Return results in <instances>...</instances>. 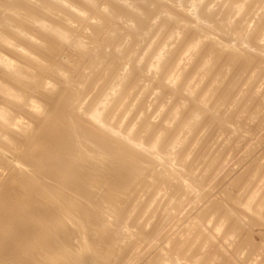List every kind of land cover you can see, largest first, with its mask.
Returning a JSON list of instances; mask_svg holds the SVG:
<instances>
[{"label": "bare ground", "instance_id": "1", "mask_svg": "<svg viewBox=\"0 0 264 264\" xmlns=\"http://www.w3.org/2000/svg\"><path fill=\"white\" fill-rule=\"evenodd\" d=\"M36 1L39 3V5H37L38 9H37V7L34 8L35 4H34V6H33V4L31 6V3H30L31 1L29 2V0H0V97H1L0 99L4 100L3 103L8 102L9 104L11 103V104L15 105L17 107V108L15 107L16 109H20V110H17L19 112H24V113L27 112L26 116H28L27 117L28 120L25 118V120L27 121L26 124H23V125L18 124L17 125L16 124L17 122L15 121L16 116L14 118V115H12V114H14L13 111L15 110V108L11 109L12 111L9 109L11 112H13L12 114L10 112L9 113L5 112V111H8V108H9V107L7 108L8 105L6 107H4V108H7L5 110H2V108H0V166L2 168H6V170L9 171L8 174H5V175H8V176H6L8 178L7 179L4 178L5 180L0 182V264H105L107 261L114 262L117 264H128L132 260L134 255L139 251L140 247L142 248L144 246H147L146 244L150 243L152 241L153 237H155L156 235L158 236L162 233L161 228L163 227L162 223L161 224L158 223V225H155L157 227L153 228L151 231L147 232L145 230L144 225L141 224L140 220H143L142 217H143L144 213L147 214V212H148V214H149V212H151V211H149V210L147 211V209H149L148 208L149 205L148 204L146 205V203H144L143 199H141V200L143 201L144 205H140L141 200H140V202H138V200L141 198V196H140V198L138 197L140 195L139 193H138V196L136 195L137 191H139V192L141 191L142 198H143L142 191L144 193L145 192L148 193V191L151 190L148 193L149 194L148 197H150L152 190H154L152 193L156 194V193H158L159 190H162L164 188V186H166L167 184L170 185V183H174V185H175V182H172L173 174L170 173V172H173V170L171 171V168H170L172 165L169 166L170 171L166 170L164 167L165 170L162 173L161 167L156 168V167L160 166L159 161L157 163L159 166H156V167L153 166L152 161H151L152 163L149 162L150 160L148 161V159H150V157H151L150 154H152L153 155L152 158H154L153 150L158 151L161 148L167 151V152H165L163 150L164 153H168V154L172 153V150H174L179 144H181V143L185 144L184 142L187 141V139H188L187 136H186L187 139H185V141L184 140L181 141V139L183 137H185L184 136L185 132H186V134H190V133L192 134V132H195L194 131L195 127H197V126L199 127V125L204 124L205 120L203 123L201 122V124L198 125V123L201 121V119L206 118V117H208V118H206V119H208V121H207L208 126H209V124L211 125L215 121L216 122L219 121V119H220L219 118V111H220L219 108L222 107L221 105L227 104L228 101H226V100L228 98H230L229 99V102H230V100L235 98L236 95H241V94H237V93H239L237 91H239V89L240 90L242 89L241 85L243 83H241V85L238 89L237 86L240 84V83L238 84L239 78L235 74L237 72H235V73L233 72L234 69H236V68H233V70L229 69V72L231 71L230 73L234 74V75L232 74L234 76V78L235 77L238 78L237 83L236 82L234 83V85L238 84L236 86L237 90L233 89L234 91L237 92V93H235L236 95L234 93H231V90L229 88L231 86L230 82L233 83L232 80L234 81V79H232L233 77H231L232 80H227V78H226V80L229 81L230 85L229 84L227 85V82L225 84V81H224V84H225V86L227 85V88H229V90L224 91V90H226V87L224 90H222L221 87H223L224 85L220 87V91L222 90L225 93H223L221 91L222 94H220V95L221 96L223 95L221 98L219 97L220 95H218L219 98L218 97L217 98L220 100L218 101V99H217V104H216V99L214 100V98H213L212 101L215 103L214 106L212 105L213 107L210 106L211 100H210V105H208L207 103H208L209 99L212 98L213 93L217 91V88H219L218 87V86H220L219 84L222 83L221 82L222 77L220 78V76L224 73L223 71L226 69H224L222 67L224 70L220 71V69H219L220 67L216 66V68L219 69V70L217 69V71H220L221 73L214 76L216 78L212 79V80H210L211 79L210 78L211 76H210L209 77L210 82L206 80L207 83H210V85L208 84L209 87H207V85H205L206 83L203 84L204 87L208 88L207 90H205V93H204V87H203V89H201L202 87H200V89H199V88H197V86H199L198 84L200 83L201 77L206 76V74L210 70L215 68V67H213L211 69V66H209V65H211L210 64L211 59H215V58H212V55H215L214 53H216V52H219L220 54L222 52H224V54H226L225 51H228L229 54H231L230 59H232L233 62L235 60H238V59H241V60L243 59L244 65H243V63L241 64L239 62V60H238V62L235 61L236 63H239V65L240 64L243 65V67H241V68L238 65L239 66L238 71H240V72H238V74L243 72L240 69H242V68L246 69L247 66L251 67L250 64L253 63L252 61L255 62L258 55H260V57H262L261 56L262 53L264 55V0H224L223 2H221L222 1L221 0L220 1L221 3L217 2V4H215L217 7L216 9H212V7L209 6L215 0H213V1L212 0H207V1L205 0L206 3L204 2L205 4L203 5V7H202V3H195L194 0H185L186 2H189L190 7L193 8V11H194L193 14L196 15L195 20L193 19V17H190V15L187 12L188 10L184 9V6H186L187 9H188L187 6H189V5H186L188 3H184L185 5L183 6V2H185L184 0H166V1H169L168 5L164 0H113L114 2L112 3L113 6H111V10H108V11L104 10V11H106L105 13L106 14L108 13L109 15L113 16L114 19H116L117 21H121L122 23L119 22L121 24H124V22H125L127 24L129 23L132 26H134V27H132L131 25H129L128 30L125 29L127 31L126 33L124 32L125 35H120L121 36V39L119 37L120 44H118L120 49H118L117 51H112V50L108 51V49H110L109 46L112 45V44H110V45L108 44V43H110V40L116 39L119 36L120 32L118 33L117 27H116V29H112L110 31V33L108 32L109 35L107 33L109 38H108V40L105 39L107 42L106 43L104 42V44L103 43L97 44L96 43L97 41L94 40V38L96 36L93 33L88 36V34L86 35V33H85L86 31H83L86 28H84L83 30H81L79 28L81 26L78 23V18L80 16L82 17V15H85L89 12V11L87 12V9H85V5H87V6L91 5V4L94 5L93 4L94 0H81V3L78 2L77 0H36ZM36 1H34V2H36ZM82 1L86 2L87 4L83 3L84 4V6H83ZM163 1L166 3V5H165V3H163ZM195 1H197V0H195ZM169 3L170 4L173 3V6H172L173 9L168 7V6H170ZM120 6H122L123 8ZM190 7H189V9H191ZM175 8H179L180 9L179 12H181V13L178 12V9L175 10ZM259 11H260V13H259ZM257 15L259 16L258 18L257 17H254L256 19L252 18L253 16H257ZM249 18H251L252 20H255V21L258 20V21H256V23L258 22L259 25L262 24V25H260L261 27L258 26L259 27L258 34H256V37L254 36L253 41L251 39V38H253L252 34L251 35L248 34V36L249 35L250 36H249V38L246 39L247 40L246 41L245 40V38H246L245 34L246 33H243V31L245 30L244 29V23ZM90 21H91V19H90ZM198 21H200V24L202 22L203 26H201L202 24L201 25L200 24L199 25L194 24V23H197ZM262 21H263V23H262ZM74 24H75V26H74ZM103 24H104L103 21L100 20L95 25L90 24L91 27H89V28L94 30L95 28L97 29L99 26H101ZM193 24L195 25V27L192 26ZM87 25H89V24L87 23ZM169 25L171 27L166 28ZM250 25H252V24H250ZM107 26L105 25L104 28L103 27H100V28L106 29ZM124 26H127V25H124ZM254 26H252V27H254ZM172 27L175 30H172V31L170 30V34H168L169 40H165V41L160 40V41H164L162 43L158 41L160 44V45L158 44L159 47L156 49H153L151 51V56L150 55L149 56L153 57V59H155V61L153 60L154 62L152 61V63H151V61L149 60L151 58L147 57L148 60L150 61V63L148 64L144 60L146 62V65L148 64L147 67H149V65H150V67H149L150 73H148V74H151V71L152 72L155 71L154 75L157 74L160 76V77L155 76L157 78L159 77V79L156 80L160 84V86L157 85L159 87V88L157 87L158 89L161 90V88H162L165 90V88H166L168 91L167 86H169L170 83H174L172 85H175V82L179 81L178 82L179 84L177 83L175 88H172V91H170L171 89H169V91L171 92L169 94H172L173 96L174 95L180 96V99L179 98H175V99H178L177 101H179V100L181 101V103L176 102V104L177 103L182 104L181 107L184 105H187L186 103H190L189 108H191V110L189 111V109H188L189 112H188L187 117H186V115H184V117H186V120H184L185 121L184 124H183V119H181V116L178 117V119H177V121L182 120L181 125H183L179 134H174V135L172 134L171 135L172 137H170V138L168 137L164 141L166 135H169L172 133L170 131H169V133L167 132L168 134L166 133V129H168V128H166L167 126L163 124L165 119H161V118L165 117L163 115L167 114L166 112L162 115L163 117L160 118L161 123L163 124V126H161V123H160V126L163 127V129H161L160 131L158 130L159 132L158 131L153 132L152 129L154 127L151 129V132H150V128L152 125L149 127V126H147V124L144 126H147L149 128L143 129V125H142L143 122L139 123V122H137L138 121V119H137L136 123H139L140 126L142 125L141 128L143 129L144 132L141 131L142 129L140 128V126H139L138 130L141 129L140 132L143 133V136H140L141 133L140 132L138 133V131H135L136 129L132 128L131 125H130L131 126V128H130L128 126L129 123H128V125H126L127 128H130L129 130L126 128V126H124L125 124L123 122V119L125 118V116L123 118L122 114L125 110H128V107L134 101L135 102L137 101L136 99H137V97L139 98L140 92L141 91L144 92L143 89L141 91H138V89H139V87L141 88L142 84L140 85V83L143 82L146 79V76L148 75L147 74L148 68H146V66H144L146 69H143V67H142V65L145 63V62L143 63L144 54H143L142 58H140L141 56H139V55H138L139 59H137V57H136L137 48L139 50L140 47L142 49L145 46L150 47L151 46L150 44H148L150 46L147 45V41H148L149 37H151L152 35L156 36V34L158 32H161L163 29L164 30L166 29L165 31H167L168 29H170ZM247 27H248V24H247ZM247 27H245V28L247 29ZM252 27H251V29H252ZM74 30H76V32H77L76 37L79 40L86 38L88 41L89 49L85 50L81 46L77 47V49L82 53V55L85 54L84 56L88 57V58L85 57L86 60H84V61H86V62L83 63V65L81 66L82 69H80L77 74L75 73L76 74L75 76H73L75 71L72 73L73 74L72 75L68 71L69 69H67L66 67L64 68L62 66L60 67V65L58 66L60 68H58V67L56 68L53 65L52 67H54L53 68L54 71H53V73L50 74L49 69L52 68V67L50 68L51 64L53 63L52 58L55 55H57V53L58 54L60 53L59 52L60 49L63 47L64 44H66V40H68V38H70L72 36V34H74V33H72V32H75ZM247 30H249V29H247ZM102 31L103 30L101 29V31L98 30L97 32H98V34H99V32L101 34ZM155 31H157V32L155 33ZM189 31H191L192 39L190 38L191 40L189 39L188 42L186 40L187 44H185L183 47V45H181L182 40L178 39L180 37H178L177 34H185ZM254 31H257V30H254ZM251 32H252V30H251ZM167 33H169V30ZM218 33H222L224 36L225 35L228 36L231 34L230 40L231 39L234 40V38H233L234 36L238 37V39L240 40V43L236 42V43H238V44H236V46L237 45L243 46L244 40H245V43H248L250 48L241 49L242 47H240V46H239L240 48H234V46L232 47V46H230V44L228 45V43L230 41L229 42L227 41V44H225V46L222 45V43H220L218 41V43H220L221 45H217L216 44L217 42H215L217 40L214 41L212 39V37L217 36ZM104 34H105V32H104ZM121 34H123V32ZM164 35H165V33H164ZM223 35H222V37H223ZM253 35H255V34H253ZM100 36L102 37V35H100ZM161 37H160V39H162ZM184 37L185 36L183 35L182 38L184 39ZM104 38L105 37L103 36V39ZM215 38L216 37H214V39ZM225 38H227V37H225ZM99 39H101V38H99ZM211 39L213 40L212 42H211ZM207 40H210V41H208L209 43L207 42L208 43L207 49L209 48L208 46L210 45V42H211L210 46L213 48L205 59H203V57H202V61H199L197 59L198 63H196L197 61L194 62L198 65H196L194 67L193 66L194 63L192 64V67H194V69H193V71H191L192 72L191 73L189 70L190 68L186 70V67L188 66V61H191L192 58L197 54L196 53L197 49L200 47L201 43H203L204 41H207ZM219 40L222 41L223 39L220 38ZM124 41H126V42L130 41L131 43H133L134 47L128 48V46H126L127 47L126 48L124 45L126 43ZM153 41H154V39H153ZM223 41H224V43L226 42L225 40H223ZM235 41H232V45ZM178 42L181 43L180 45L183 48L179 49L178 50L179 52L177 54L176 53L175 54H176V56L179 54L180 57L178 56L179 59L178 58H177V60L175 59L176 61L175 62L173 61L174 62L172 64L173 66L171 68L170 67L168 68L167 62H170V64H171V61H169V59L174 54V52H177L176 48L178 46L181 47L178 44ZM115 44H116V42H115ZM155 44H156V40H155ZM183 44H184V41H183ZM133 45H131V46H133ZM234 45H235V43H234ZM205 46H206V44H205ZM219 46H223V47H219ZM135 47H137V48L132 50ZM152 47H154V45H152ZM203 47H204V45L202 46V48ZM130 48H132V49H130ZM252 48L256 50L255 54H254V52L252 53V51H254V50L250 51V49H252ZM77 49H75V50H77ZM145 49H146V47H145ZM201 50H203V49H200L198 51L200 52ZM206 51L207 50H204L203 52L206 53ZM2 52H4V53L7 52V53L4 54ZM142 52L140 51V52H138V54L142 55L141 54ZM3 54H4V56H3ZM200 54H201V52H200ZM229 54H228V57H229ZM252 55H254V56L252 57ZM201 56H206V55L204 54ZM215 56H217V55H215ZM255 56H256V58H254ZM56 57H58V56H56ZM198 57L200 58V55ZM198 57L196 56V58H198ZM226 57H224V58L227 60L228 57L227 58ZM262 58H264V57H262ZM221 59H223V58H221ZM224 60H223V62H224ZM54 61H56V60L54 59ZM232 61L230 62V65H231V63H233ZM217 62H220V60ZM140 63H143V64L140 65ZM258 63H260V62H258ZM105 64H106V67H105V69H102V70L105 72L106 71L109 72V74H111V77H112V75L113 76L115 75V76L113 77V81L111 84L112 78H110L108 75V77L111 80L109 79L110 82H109L108 87H107V85L104 86V89L106 87H107V89L101 93L100 92L101 88L103 87V85L106 82H108V80H105L108 77H107V75L104 76V77H106L104 79L106 82L103 81V79H102V81L105 82L103 85H101L102 87L99 84L102 81L101 80H100V82H97V81H98V77L101 75L99 73L100 68L103 65L105 66ZM165 64H166V66H165ZM212 64L214 65V63H212ZM227 64H229V62L228 63L226 62V65H224L225 68H226ZM255 64H257V63H255ZM234 65H231V66L234 67ZM127 66H129L128 69H127ZM164 66L167 67V70H164V69H166V68H164ZM244 66H246V67H244ZM252 66H253V64H252ZM255 66H259V65H255ZM261 66H262V64H261ZM119 67H121V68L119 69ZM73 68H72V70H74ZM247 69L249 70V68H247ZM258 69H262V68L260 67ZM113 70H114V74L111 73ZM214 70H216V69H214ZM251 70H253L252 67H251ZM251 70H250V73L247 72L248 75H251V72H252ZM185 71L186 72L188 71L187 74H185L186 73ZM217 71H215V72H217ZM105 72H103V73L105 74ZM107 72H106V74H107ZM189 72L192 74V76L190 74L188 75ZM253 72H254V70H253ZM257 72H258V70H257ZM98 73H99V75H98ZM227 73L228 72H226V74ZM104 74H102V75H104ZM133 74H135V75L137 74V75L134 76ZM212 74H214V73H212ZM226 74L222 75L223 78H224V75H226ZM229 74H227V77L229 76ZM25 75H28L27 76L28 78L25 77ZM49 75H50V77H54L56 84H60L62 86V91L59 88H55L54 90H51V89L46 90L45 89L44 80H45V77L49 76ZM152 75H150V76L148 75L147 77L150 78ZM184 75H185V77L187 75L191 76V77H188V79H186L187 77L185 78ZM263 75H264V72H263ZM263 75L261 74V77ZM131 76H134L132 78L138 77V79H137V82L135 81L136 83L132 82L133 84L128 85L127 82L129 80H131L130 79ZM240 76H242V75H240ZM244 76H242V79L244 78ZM247 76H245V77L248 78ZM20 77H22V78L24 77L29 82L30 81L35 82V81L39 80L40 86H38L39 88L36 87L39 90L36 92L34 91V93L33 92L31 93L30 91H32V90H28V88L24 84V82L27 80L22 82V80H20ZM182 77H184L183 80L186 79L184 82H183V80H180ZM229 77H228V79H229ZM257 77H259V80H261L259 75H257ZM255 79H256V85L259 84V83H257L258 79L256 77H255ZM263 79L264 78L262 77V80H261L262 82H263ZM154 80H155V78L153 80H151V82L153 83ZM259 80H258V82H259ZM93 81L96 83H93ZM145 81H144V85L147 86L148 83H147V81L146 82ZM166 81L170 82V83L167 84ZM180 81H182V83ZM242 81L245 83V80H242ZM239 82H240V79H239ZM25 83H27V82H25ZM152 83H149V84H152ZM154 83L156 85L157 82H154ZM247 83H248V79H247ZM94 84H95V87L97 86L98 90L101 87L100 91H99L101 94L100 95L94 94V96L92 98L91 93H93V91H95L97 89V88H94ZM155 85H154V87H156ZM127 86H128V88H127ZM129 86H130V88H129ZM194 86H196L195 89L196 88L199 89L200 93H202V95H204L203 97H201L202 96L201 94H200L201 96H198L197 94L199 93V91L197 90L198 93L196 94V96H198L199 98L197 97L196 99L199 100L201 98L202 99L201 101H196L194 98L195 92H196V91L194 92L192 90ZM233 86H232V88H233ZM243 86L244 85H242V87ZM262 86H264V82L262 83ZM154 87H153V89H154ZM117 88H121L119 90V92H118ZM244 88H248V87H243V89ZM260 88H261V82H260ZM122 89H124L123 91H125V92H123ZM148 89L147 90L145 89V90L149 91V93L152 92L151 90H148ZM158 89L155 88V90L157 92L156 95L159 93ZM243 89H242V92H243ZM253 89H254V87H253ZM255 89L257 90V87ZM102 90H103V88H102ZM202 90H203V92H201ZM213 90H215V91H213ZM137 91L139 92V94ZM220 91L218 93H220ZM247 91L249 92L248 89H247ZM97 92L98 91L96 90L95 93H97ZM153 92H154V90H153ZM244 92H246V89H244ZM255 92L257 94V91H255ZM262 92H263V90H262ZM144 93H142V94H144ZM147 93H145L144 95L146 96ZM162 93L160 94V96L162 95ZM193 93H194V96H193ZM240 93H241V91H240ZM250 93L252 94L251 91H250ZM89 94L91 95L92 99L87 100V102L86 101L85 102L88 103V101L89 102L91 101L92 104L88 103V104H86L85 108L81 107V104L84 105V103H85V102L83 103L82 101L84 99H86ZM164 94H167V93H164ZM169 94H168V96H170V98H168V99H172L173 96H171ZM231 94L235 95L234 97H232V99L230 97ZM136 95H137V97H136ZM144 95H142V96H144ZM252 95H250V96H252ZM261 95H264V92ZM152 96H154V94L153 95L151 94V96L149 94V99ZM246 96H248V95L246 94L245 97ZM238 97L235 98L236 100H232V101L238 102V99H240ZM245 97H244V100H245ZM249 97H247V99H249ZM32 98H36V99L32 100ZM146 98H148V97L146 96ZM146 98L143 99V97L140 96V99H139L140 103L141 102L144 103ZM154 98L155 99L159 98V96H157V97L154 96L153 99ZM163 98H165V97L163 96ZM88 99H90V98H88ZM141 99H142V101H141ZM159 99H157V100H159ZM34 100H36V102ZM146 100H148V99H146ZM163 100H165V99H163ZM241 100H239V101H241ZM251 100H252V98H251ZM0 101H2V100H0ZM166 101L170 102V100H167V95H166ZM166 101H165V103H166ZM245 101H247V100H245ZM169 102H168V104L167 103L166 104L171 105L172 101L170 102V104H169ZM225 102H227V103H225ZM244 102L243 103L240 102L241 105H239V103H238V105L242 106V104H244ZM251 102H250V104H251ZM3 103L1 102L0 105ZM8 103H5V104H8ZM140 103L138 104V102H137L138 105L144 106V104H147L146 102L144 104H140ZM149 103H151V101ZM152 103H154V101ZM157 103H158V101H157ZM157 103H154V104L157 105ZM191 103H192V106H191ZM246 103L247 102H245V104ZM5 104H3L2 107ZM137 104H136V106H137ZM158 104L159 105L164 104V101L161 102V104L160 103H158ZM133 105L134 104H132V106ZM151 105H153V104H151ZM159 105H157V106L160 107ZM230 105H231V103H230ZM100 106L103 108L101 109ZM136 106H134L133 108L131 107L130 109H134ZM147 106H148V104H147ZM157 106H156V108L155 107L154 108L151 107V108L154 111H156L155 109H159V108H157ZM247 106L250 108V106H252V105H247ZM255 106H256V104H255ZM162 107L164 108L163 105H162ZM248 107H247V109H248ZM138 108H140V107H138ZM141 108H142V106H141ZM141 108H140V110L139 109L138 110L141 111ZM163 108H162V110H163ZM179 108L180 107H178V108L176 107L174 112L172 110V113L169 110V112L171 113L169 116L170 119L173 120V119L177 118ZM226 108H227V106L225 107V110H226ZM160 109H161V107H160ZM236 109H235V111H236ZM80 110H82V111H80ZM132 111L133 110H131L129 112L132 113ZM139 111H137V112H139ZM147 111H148V109H147ZM179 111H180L179 115H181V113H182L181 108ZM186 111H185V113L187 114ZM230 111L232 112V110H230ZM250 111H251V109H250ZM141 112H143V110ZM148 112L150 114L153 113V112L151 113L150 110ZM158 112L159 111L157 110V114L160 115V113H158ZM245 112H247V111H245ZM133 113H136V112L133 111ZM144 113H141V115ZM228 113H229V111H228ZM252 113L254 114V112H252ZM127 114H128V112H127ZM150 114H149V117L151 116ZM155 114L152 116L155 117ZM182 114H184V112ZM230 114L231 113H229V115ZM16 115H17V113H16ZM144 115L148 116V113H147V115L146 114H144ZM226 115H225V117H226ZM127 116L128 115H126V117ZM139 116H140V114H139ZM139 116H138V118H141ZM152 116H151V118H153ZM234 116L236 117V114ZM134 117H136V116L134 115ZM10 118H13L11 122L8 121ZM155 118H153V120ZM131 119H134L133 116ZM144 119H146V117ZM149 119L150 118H147L146 120L150 121ZM222 119H223V117H222ZM135 120H136V118H135ZM146 120H145L144 124L146 123ZM153 120H152V122H153ZM156 120L157 119H155L154 121H156ZM141 121H143V120H141ZM8 122H10V123L7 124ZM131 122H133V120ZM173 122H175V121H173ZM222 122H223V120H222ZM18 123H19V121H18ZM136 123L134 122V124H136ZM155 123H158V122H155ZM167 123H169V122H167ZM175 123L178 126V124H177L178 122H175ZM148 124H149V122H148ZM165 124H166V122H165ZM170 124H172V123L170 122L169 125ZM219 124L221 125V123H219ZM181 125L179 124L180 127H181ZM204 125H206V123ZM213 125H216V124L214 123ZM12 126H15L17 129V131H16V129H14V127H13V130L16 131L14 135H13L14 132L11 131L12 129L10 130L9 128H7V127L12 128ZM135 126L137 127L138 124L133 125V127H135ZM178 127H174L175 131L177 133H178V130H177ZM180 127L178 129H180ZM203 127H201L202 130L205 128V127L204 128ZM213 127H215V126H213ZM213 127H211L209 129V133ZM217 127H219V126H217ZM219 128H221V127H219ZM8 129L10 131H7ZM169 129L171 130L170 126H169ZM198 129H200V127L195 129V130H198ZM214 129L216 130V128H214ZM214 129H212V130H214ZM222 129H220L221 130L220 133H222ZM207 130L205 128V130H203V131H204V134L206 132L207 133L206 135L208 136L209 134H208ZM215 130L213 132L214 134L217 131V130L216 131ZM165 133H166V135H165ZM173 133H175V132H173ZM198 133H199V131H198ZM213 133L211 132V134H213ZM181 134H183L182 138L180 136ZM211 134H210V136H211ZM196 135H200V134H196ZM202 135H203V132H202ZM202 135H200L201 139L204 138ZM188 136H189V140H190L191 139L190 135H188ZM212 136H214V135H212ZM212 136H211V138L208 137L209 140L212 139ZM230 136H231V138H233L232 135H230ZM194 137L195 136H193V138ZM200 138L199 139L197 138V139L200 140ZM208 138H204L202 143H205L204 140H206ZM218 139H219V137H218ZM227 139L230 140V138H227ZM227 139L224 142H227ZM219 140L223 141V139H221V138ZM219 140H217V142ZM198 143H199V141H198ZM198 143H195V144H198ZM202 143L200 145H202ZM208 143L210 144V142H208ZM11 144H13V146H11ZM186 144H188V142ZM214 144L218 145L217 143H214ZM222 144L223 143H221V145ZM185 145H183L181 147L182 148L184 147V149H185ZM192 145H191V147H192ZM200 145H199V147H200ZM215 145L213 148H215ZM224 145L225 144H223L222 147ZM240 145H241V141H240ZM207 146L208 145H206V147ZM199 147L197 145L198 149H199ZM204 147L205 146H203V148ZM210 147H211V145H210ZM218 147H219V145H218ZM222 147L220 146L221 149L220 148L219 149L221 151H222V149H224L226 152V148H229V145L226 148H222ZM197 148H195L196 149L195 151H197ZM203 148H201V149L203 150ZM201 149H200V152H201ZM217 149L215 148V151H214V149H213V151L211 149L210 150L213 153V152H216ZM177 150H179V148ZM185 150L187 151L189 149L186 148ZM190 150L193 151L194 150L193 147ZM143 151L149 153L150 157L146 158ZM179 151L181 152V149ZM186 151H185V153H186ZM195 151H193V152H195ZM187 152L190 153V151H187ZM210 152L208 149V154ZM218 152L219 151L217 150V153ZM175 153H174L175 156L178 155V153L177 154H175ZM182 153H183V151H182ZM188 153L183 154V155L188 156ZM205 153H207V152L205 151ZM223 153H224V151L222 152V154ZM194 154L196 156H198L197 155L198 153L197 154L194 153ZM194 154L193 155L191 154L193 156V158H194ZM183 155H181V156H183ZM159 156L161 157L162 155H159ZM164 156H166V155H164ZM168 156H170V154ZM168 156H167V158L165 157L167 160H168V158L170 159L172 157V156H170V157H168ZM178 156H180V155H178ZM199 156H200V154H199ZM208 156L209 155H207V156L205 155V158ZM201 157H202V155H201ZM203 157H204V152H203ZM221 157L223 158V155ZM221 157H219V158L221 159ZM155 158H156V156H155ZM157 158L159 159V157H157ZM165 158H163V159H165ZM178 158L180 159L181 157H178ZM185 158H184V160H185ZM189 158L190 157H188V159L186 158L185 161L183 159L180 160L183 162L179 164V165H181V167L178 166V168L180 167L181 169L184 168L186 170V171L184 170L185 171L184 173H182L181 172L182 170H180V173H182V174H180V177H183L186 179V181L189 183V184H187L186 187L189 189L192 186H194L197 189H199V187L203 188L201 186L204 185L203 178H205V177L202 176L198 180V176H197V179H195L196 177L194 178L191 176V175L194 176V174L192 173L191 169L189 168L190 167L189 164L186 163V161L188 162V160L190 163L191 158L190 159ZM197 158H200V157H197ZM205 158H204V160H205ZM219 158L217 155H216L215 159H212L209 156L208 161H211L210 159H212L213 161L209 162L208 164L206 163L207 165L206 164L202 165L204 162H200L198 159L200 164H198V166H197L195 163V167H198L200 169L202 167H199V166L204 167L206 165L207 169L204 167L205 168L204 170H207V171L204 172L203 174L205 176H209L210 175V174L208 175V173L210 171L209 169H211V168L214 169L213 167L218 166L220 164V162H222V161H223V163L228 161V160L226 161V160H222V159H221L222 161H219L220 160ZM173 159H174V157H173ZM194 159H193V161H195ZM224 159H225V157H224ZM157 160H156V162H157ZM200 160H201V158H200ZM176 161H174V162H176ZM145 162H148V163H145ZM156 162H154V165L156 164ZM164 162L161 161V163H164ZM184 162L186 165H188V167H186V165H184ZM144 163L146 165L147 164L150 165V163H151L152 165H150V166L148 165L146 167L144 165ZM169 163L170 162H167V165H169ZM172 164H175V163L172 162ZM192 165H194V164H192ZM220 166H222V165H220ZM220 166H219V169H221ZM176 167H177V165H176ZM224 167H225V165H224ZM2 168H1V170L3 172L4 170ZM154 168L160 169L161 170V171L159 170L160 173L158 171H157V173H155ZM173 168H174V165L172 166V169ZM174 169H177V168H174ZM212 169H211V172H212ZM217 170H218V168H217ZM259 171H260V169H259ZM217 172H216V174H217ZM4 173L5 172H3V174ZM213 173L211 176H213ZM256 173H254V174H256ZM177 174L179 175V173H177ZM0 175H2L1 172H0ZM196 175H198V174L196 173ZM201 175H202V173H201ZM201 175H199V176H201ZM211 176H210V178H212ZM215 176L217 177V175H215ZM215 176H213V177L215 178ZM2 177H3V175H2ZM176 177H177V175H176ZM188 177H190V179H188ZM1 178H0V180H1ZM210 178L207 177V179H209V180H210ZM179 180H180V178H179ZM210 181L212 183V180H210ZM253 181H255V180H253ZM213 182L215 183V179H213ZM195 183H197V184H195ZM254 183H253V186H254ZM177 184H178V182H177ZM181 184L183 185V182H181ZM181 184L179 186V188H180L179 192H182L181 191V187H182ZM168 185L166 186L167 189H168V187L170 189L171 188L170 186H174L173 184H171L170 186H168ZM206 185H208V182L206 183ZM211 185H213V183ZM208 186H210V183ZM205 187H207V186H205ZM205 187L203 188L204 190H205ZM248 187L249 186H247V188ZM255 187H252V188H255ZM257 188H259V186ZM174 189H176V188H174ZM211 189H212V187L209 190H211ZM254 190H256V189H253L252 191H254ZM259 190H260V188H259ZM162 191H164L163 193H165V189ZM166 192H167V190H166ZM226 192L228 193V191H226ZM254 192L252 194L253 197L255 194ZM173 193H171V194H173ZM187 193H189V192H187ZM243 193H244V191H243ZM249 193H248V195L247 194L246 195L250 196ZM159 194H160V191H159ZM168 194H169V190H168V193L166 195L168 196ZM198 194H199V192H198ZM198 194L195 197L197 202L200 199V198H198V200H197V196H199ZM166 195H162V196H166ZM252 195L250 196V198L252 197ZM256 195H257V191H256ZM155 196L152 197V200H154L153 198ZM160 196H158V197H160ZM177 196H179V195H177ZM189 196H190V193H189ZM191 196H193V194ZM204 196H202L201 199H203ZM144 197H145V194H144ZM174 197L173 198L171 197L173 199V203L175 202V199H176V198L174 199ZM242 197H244V196H242ZM256 197H258V196H256ZM261 197H263V196H261ZM150 198H149V200L151 201ZM162 198L165 199L164 197H162ZM191 198L193 199V197H191ZM191 198L189 199V201L192 200ZM159 199L161 200L160 202H163V199L158 198V200L155 199V200H157V203H158ZM240 199H241V197H240ZM248 199H249L248 197H247V199H245V201H243V199H241L244 202L243 204H245L247 206V207L245 206L246 209L244 208L245 209L244 211H246L247 213H249L251 215H252V213H253V215L255 213L257 218L255 217V215H254L255 218L252 217L253 215L251 217L249 215V217L251 218L250 220H252L253 222L255 221L254 225H253L254 227L258 226V225L262 226V223L264 224V212H263L264 208L262 206V208H263V210H262L260 205H262L264 203L262 201L263 199L261 200L262 204L260 203V205L259 204L255 205V207H252V206H254V204H256V203H253V201L255 199H252V198H251L252 200L251 199L248 200ZM259 199H261V198H259ZM259 199H256V202L257 201L260 202ZM182 200H184V198L181 199L180 201H182ZM230 200L227 199V201H230ZM235 200H236V198H235ZM246 200L248 201L247 204L252 201L250 203V205L248 204L249 207L246 204ZM189 201L187 202V200H186V204H189L190 203ZM196 201L194 202V205H195L194 208H196V206H197V204H195ZM151 202H149V204ZM208 202L210 204V200ZM164 203H166V201ZM173 203L171 202V204L169 205L170 208H171ZM191 203H193V202L191 201ZM231 203H233V202H231ZM159 204L161 206V203H159ZM180 204H181V202H179V205H177V206L175 205L176 207L174 205L173 206L175 208H179V206H181ZM186 204L183 205V208H185ZM163 205H162L161 209L165 210L166 205H165V208L163 207ZM208 205H206V208L207 207L208 208L207 209L205 208L206 209L205 211H204V209L201 210V215H199L201 221L198 218V220L200 221V224L198 225V227H200L204 231V232L202 231L203 234H205V230L202 228L203 226H201L202 225L201 223H203V218L204 217L206 218L207 214H210L211 213L210 211H213L212 210L213 208L220 209L219 207H221L219 205H218L219 207H215L214 204L211 205L210 207ZM240 205H241V203H240ZM150 206H152V205L150 204ZM158 206H156V208H159ZM189 206H190V204H189ZM204 207L205 206H203L202 208H204ZM153 208H154V206H153ZM153 208H152V210H153ZM190 208H192V206ZM222 208L223 207H221V209H220L221 211H223ZM237 208H239V207L237 206ZM150 209H151V207H150ZM161 209H160V211H161ZM168 209H167V211H168ZM180 209H181V207H180ZM217 209H215L217 214L211 213L213 217L215 216V220H216L217 216L220 217L219 215H222V212L220 213V210L217 211ZM164 210H162V214L167 215L168 212H167V214L163 213ZM238 210L241 211V209H238ZM155 211L157 213V210H155ZM169 211H170V209H169ZM227 211H229V210H227ZM244 211H242V212L246 213ZM172 212L174 213L173 210H172ZM175 213H177V212H175ZM180 213H181V211H180ZM180 213H177V214H180ZM182 213H181V215H183ZM237 213L238 212H236V214ZM162 214H161V217H162ZM184 215H185V212H184ZM241 215H243V214H241ZM246 215L248 216V214H245V216H244L245 218H246ZM147 216L143 217V218H145V220H146ZM152 216L153 215L151 214L150 217H152ZM157 216H160V215H157ZM171 216H172V214H171ZM171 216L169 214V216H167V217H170L173 220L174 216L173 217H171ZM176 216H178V215H176ZM212 216H211V219H214V218H212ZM182 217L180 219H182ZM223 217H224V215H223ZM227 217H229V216H227ZM227 217L225 216V219ZM249 217H247L246 219H248ZM155 218L153 217L152 219L150 218L149 221H146L147 222L146 225L150 224V221L154 220ZM234 218H235V216H234ZM220 219H221V217H220ZM228 219H227V221H228ZM167 221H169V220L167 219ZM227 221H225V223ZM142 222L144 224V220ZM161 222H162V220H161ZM164 222H166V220L165 221L163 220V224H164ZM213 222H215V221H213ZM130 223H132L133 227H132V225H131V227L134 229V231H132L129 235L126 234L124 237V235H123L124 233H122V231L120 229L126 224H128L130 226ZM168 223H166V224H168ZM166 224H165V226H167ZM223 224L224 223H221L220 226H218V227L216 226L218 228V231H219V227H222L221 228V231H222V229H223L222 225ZM240 224H241V222H240ZM242 224H241V226L238 225V223H237V225L233 224L231 227H228L229 225L226 224V225H224V229L226 228V231H225L226 233L229 232V230L231 228H232V230H234V231L230 230V233H228V234L233 233L232 235L228 236L226 234V236L233 238V240H235V241L238 240V239L236 240V238H239L237 236L241 235V238L239 240H240V246L243 248L244 246H248V244L250 246L251 243H248L247 242L248 238H246L247 236H249V232H246L247 234L242 235L243 231H245V229H246V228L244 229ZM153 225H154V223H153ZM250 226H251V224H250ZM104 227L105 228L106 227H117V229H118L117 235L115 234L114 236L110 237L111 240L112 239H117V240L114 241V244H111L115 248H113L108 253V255L106 254L107 247L105 245H102L105 238H106L107 232H103L101 234H98L101 231V229ZM124 227L126 228V226H124ZM208 227H209V225H208ZM132 228H131V230H132ZM146 228H148V227H146ZM212 228H213V225H212ZM212 228H211V230H212ZM162 229L165 230L164 228H162ZM250 229H252V228H250ZM196 231H197V225L194 227H189V229H188V235L189 236L188 237L179 238V240L176 239L175 243L178 242L177 245H174L175 244L174 243L173 245H170L168 248L163 247L164 249L162 248L159 257L157 259H154L153 261H151L150 264H235L236 261L234 262L233 258L229 257L230 256L229 253H228V258L226 256V253H224V252L220 253L219 251H217L220 254L216 253L215 250L217 248H219V247H217L216 249L214 248V247H216L215 242H214V241H216V239H212L213 238L212 236H205V235H207V233L204 235L206 237V239H203V237L200 235L195 237ZM208 232H210V231H208ZM222 232H224V230ZM82 233L86 234L90 237L93 236L94 237L92 239L93 243L100 245L101 248L97 251L96 250L91 251L89 254H87L86 256L81 258V260L80 259L73 260L72 258L69 257V253L71 251H73L76 246L81 247V245H78V244H80V235ZM219 234H220V232H219ZM219 234L215 235V236H218V238H219V236H221ZM130 235L136 236L135 240L133 242L132 241H129V242L125 241L126 237L130 236ZM211 235H213V234H211ZM245 235H247V236H245ZM226 236L224 235V238ZM224 238H222V240ZM249 238H251V237H249ZM250 240L251 239H249L248 241L252 242V240L251 241ZM228 241L229 240H227V242ZM235 241H234V243H235ZM246 243H247V245H246ZM143 244H145V245L143 246ZM188 244H190L192 247H196V248H200L203 245V246H205V248L210 249L207 251L208 253L213 250V249L211 250V248L213 247L215 249L214 251L217 255L215 256L214 255L215 253L211 254L212 252H210L212 257L214 255V258L208 259V256L207 257L205 256L207 254H205V255H203V259H201L200 257H202V256L199 257L198 256L199 254H197L196 257L199 259L197 261L193 262V260H191L190 257L183 254L184 253V246L188 245ZM220 244H222V243H220ZM223 244H224V242H223ZM231 246H232V243L229 247H231ZM237 246H239V245H237ZM225 248H228V247H225ZM220 249L221 248H219V250ZM222 249H223V247H222ZM237 249H239V248H237ZM206 250H202L203 254H204V251L206 252ZM239 250H236V248H235V251L237 252V254H239L238 253ZM220 251H222V250H220ZM197 252L200 253V251H197ZM202 252H201V254H202ZM228 252H230V251L228 250ZM250 252L252 253V251H250ZM259 252H258V254H259ZM248 253L249 252H247L246 254L244 253V254L248 255ZM240 254H243V252ZM249 255H251V254H249ZM113 257L115 258V260H113ZM204 257H206V258L204 259ZM242 257H244V256H242ZM245 257H248V256H245ZM235 259H237V258L235 257ZM250 259H252V258H250ZM181 260L182 261L184 260V261L182 262ZM255 261H256V259H255ZM257 261H259V259ZM187 262H189V263H187Z\"/></svg>", "mask_w": 264, "mask_h": 264}, {"label": "rangeland", "instance_id": "2", "mask_svg": "<svg viewBox=\"0 0 264 264\" xmlns=\"http://www.w3.org/2000/svg\"><path fill=\"white\" fill-rule=\"evenodd\" d=\"M31 1V2H30ZM33 1V2H32ZM34 1H36V0H29V2L31 3V6H32V4H33V6H34V4H35V6H34V8H36L37 7V9H38V6L37 5H39V3L36 1V2H34ZM78 2H80L81 3V0H77ZM166 3H167V5H168V2L169 1H166V0H164ZM163 1V3H165ZM185 1V0H184ZM207 1V0H206ZM206 1L205 0H197V1H195L194 0V2L195 3H202V7H203V5L206 3ZM213 1V0H212ZM221 0H215V1H213L212 2V4H210L209 6L210 7H212V9H216L217 7H216V5L215 4H217V2H219V3H221V2H223L224 0H222L221 2H220ZM114 1L113 0H94V5H85V9H87V14H85V15H82V17L80 16L79 18H78V23L80 24V26L82 27H79L81 30H83L84 28H86V29H84L83 31H86L85 33H86V35L88 34V36L90 35V34H94L93 36L95 37L94 38V40H96L95 42L98 44V43H100V44H104V42L106 43L107 41L105 40V39H107L108 40V35H109V33H110V31L112 30V29H116V27L118 28L117 30H118V33H119V36L116 38V39H113V40H110V43H108L109 45L110 44H112V45H108L109 46V48L110 49H108V51L109 50H112V51H117L118 49H120L119 48V46H118V44H120V40H119V37H120V39H121V36L120 35H125V33L127 32L126 30H128V27H129V25H131V24H127V23H125L124 22V24H121L122 22L121 21H117L116 19H114V17L113 16H111V15H109L108 13L106 14L105 12L106 11H108V10H111V6H113V3ZM205 2V3H204ZM87 4L86 2H83L82 1V5L84 6V4ZM166 3H165V5H166ZM171 3V2H170ZM169 3V4H170ZM184 3H188V4H186V5H189V2H183V6L185 5ZM87 6V7H86ZM172 6H173V3L172 4H170V6H168L169 8H172ZM120 7H122V6H120ZM188 7V9L186 8V6H184V9L185 10H188L187 12H188V14L190 15V17H193V19L195 20V18H196V15L195 14H193L194 13V11H193V8L192 7H190V5L189 6H187ZM189 7L191 8V9H189ZM123 8V7H122ZM102 9V10H101ZM165 9V8H164ZM173 9V8H172ZM178 9V12H179V8H175V10H177ZM182 9V8H181ZM104 10H106V11H104ZM191 10V11H190ZM91 12V13H90ZM179 13H181V12H179ZM259 13H260V11H259ZM98 14V15H97ZM102 14V15H101ZM85 17V18H84ZM89 17V18H88ZM102 17V18H101ZM238 17V16H237ZM254 17H259L258 15L257 16H253L252 18L253 19H256V18H254ZM97 18V19H96ZM81 19V20H80ZM90 19H91V21H90ZM103 21V25H101V26H99L97 29L95 28L94 30H92V29H90L89 27H91L90 26V24L91 25H95L97 22H99V21ZM250 20V21H249ZM80 21V22H79ZM84 21V22H83ZM107 21V22H106ZM256 21H258V20H256ZM256 21L255 20H252L251 18H249L245 23H244V31H243V33H246L245 35H246V38H245V40L247 39V38H249V36L252 34V36H253V38H251L252 39V41H253V39H254V36L256 37V34H258V30H259V27H261L260 25H262V24H260L259 25V23L257 22L256 23ZM86 22V23H85ZM92 22V23H91ZM95 22V23H94ZM119 22H121V23H119ZM248 22V23H247ZM251 22V23H250ZM253 22V23H252ZM87 23L89 24V25H87ZM198 23V24H197ZM197 23H194L195 25H199L200 24V21H198ZM262 23H263V21H262ZM133 24V23H132ZM192 25L193 27H195V25ZM202 24V25H201ZM201 26H203V23L201 22ZM247 24H248V27H247ZM250 24H252V25H250ZM257 24V25H256ZM105 25L107 26L106 27V29H103L104 27H105ZM110 25V26H109ZM124 25H127V26H124ZM246 25V26H245ZM250 25V26H249ZM255 25V26H254ZM74 26H75V24H74ZM88 26V27H87ZM119 26V27H118ZM132 26V25H131ZM252 26H254V27H252ZM259 26V27H258ZM100 27H103V28H100ZM132 27H134V26H132ZM168 27H171L170 25L169 26H167L166 28H168ZM245 27H247V29H249V30H247ZM251 27H252V29H251ZM173 28V27H172ZM172 28H170V29H168L169 30V33H167L168 32V30L167 31H165L164 29L161 31V32H158L157 34H156V36L155 35H152L151 37H149L148 38V41H147V45L148 44H150V45H148V46H150V47H147V46H145L146 47V49H145V47L142 49L141 47L139 48V50H138V48L137 47H135V48H130V49H132V50H134V49H136L137 48V53H136V57H137V59H139V57H138V55L139 56H141L140 58H142L143 57V54H144V59H143V63L146 61L148 64L150 63V61H151V63H152V61L154 60L155 61V59H153V57H150L151 56V51L153 50V49H156V48H158L159 47V42H164L165 40H169V35L168 34H170V30L172 31V30H175L174 28L172 29ZM101 29L103 30L102 32H101V34H100V32H99V34H98V30L99 31H101ZM126 29V30H125ZM257 30V31H254V30ZM106 30V31H105ZM123 30V31H122ZM247 30V31H246ZM251 30H252V32H251ZM75 32H72V33H74V34H72V36L70 37V38H68V40H66V44H64L63 45V47L60 49V53L58 54L57 53V55H55L52 59H53V63L51 64V66H50V68L54 65L56 68L60 65V67L62 66V67H66L67 69H69L68 71L70 72V74H72L74 71V75L73 76H75L77 73H78V71L80 70V69H82V65H83V63H85L86 61H84V60H86V58H88L87 56H84L85 54H83L82 55V53L77 49V47H79V46H81V47H83L85 50H87V49H89V44H88V41H87V39L86 38H84V39H81V40H79L77 37H76V30H74ZM104 32H105V34H104ZM109 32V33H108ZM123 32V34H121ZM125 32V33H124ZM157 31H155V33H156ZM255 32V33H254ZM107 33H108V35H107ZM164 33H165V35H164ZM221 34V35H220ZM248 34H250L249 36H248ZM253 34H255V35H253ZM263 34V33H262ZM100 35H102V37L100 36ZM107 35V36H106ZM168 35V36H167ZM178 35V37H180V38H178L179 40H182V44L180 43V42H178V44L180 45H183V47H184V45L185 44H187V42L189 41V39L191 38L192 39V36H191V31H189V32H187V33H185V34H177ZM180 35V36H179ZM187 36L186 38L184 37V39L182 38V36ZM222 33H218L217 34V36H214V37H216L215 39H214V37H212V39L215 41V40H217V41H215V42H217L216 44L217 45H221L220 43H222V45H224L225 46V44H227V41L229 42L228 43V45L230 44V46H234V48H240V47H242L241 49H246V48H250V46H249V44L248 43H245V40H244V44H243V46L242 45H237L236 46V44H238V43H240V40L238 39V37H236V36H232L233 38H234V40H230V36H231V34L230 35H228V36H224L223 35V37H222ZM74 36V37H73ZM103 36L105 37L104 39H103ZM154 36V37H153ZM162 36V37H161ZM167 36V37H166ZM248 36V37H247ZM157 37V38H156ZM160 37L162 38V39H160ZM164 37V38H163ZM166 37V38H165ZM220 39H223V40H225L226 42L224 43V41L222 40V41H220L218 38ZM225 37H227V38H225ZM229 37V38H228ZM98 38V39H97ZM99 38H101V39H99ZM154 39V41H153V39ZM159 38V39H158ZM182 38V39H181ZM190 39V40H191ZM211 39V42L213 41ZM228 39V40H227ZM237 39V40H236ZM100 40V41H99ZM116 40V41H115ZM155 40H156V44H155ZM160 40H164V41H160ZM186 40H187V42H186ZM236 40V41H235ZM239 40V41H238ZM102 41V42H101ZM112 41V42H111ZM114 41V42H113ZM122 41V40H121ZM159 41V42H158ZM183 41H184V44H183ZM208 41H210V40H207V41H204L203 43H201V45H200V47L197 49V54L192 58V60L191 61H188V66L186 67V70L187 69H189L190 70V72L191 71H193V69H194V67L196 66V65H198V64H196V63H198V61H197V59L199 60V61H202V57H203V59H205L206 57H207V55L210 53V51L212 50V48L213 47H211L210 45H211V42H210V45L208 46L209 48L207 49V45H208ZM218 41L220 42V43H218ZM232 41H235L234 43H235V45H234V43H233V45H232ZM247 41V40H246ZM115 42H116V44H115ZM126 44H124L125 45V47L126 46H128V48L129 47H134V45H133V43H131L130 41H128V42H126V41H124ZM152 44H151V43ZM206 42V43H205ZM208 42V43H207ZM236 42H238V43H236ZM159 44V45H158ZM177 44V45H178ZM205 44H206V46H205ZM131 45H133V46H131ZM152 45H154V47H152ZM180 45V46H181ZM204 45V47L202 48V46ZM247 45V46H246ZM236 46V47H235ZM240 46V47H239ZM115 47V48H114ZM177 47V46H176ZM182 46L181 47H177L176 48V50H177V52H174V54L176 53H178L179 51V49H181V48H183ZM219 47H223V46H219ZM218 47V48H219ZM127 48V47H126ZM75 49H77V50H75ZM115 49V50H114ZM145 49V50H144ZM150 49V50H149ZM200 49H203V50H201L200 52H201V54H200V52L198 51V50H200ZM175 50V51H176ZM204 50H207L206 51V53L205 52H203ZM251 50H254V51H252V53L254 52V54L256 53V50L255 49H250V51ZM77 51V52H76ZM142 52L141 54L142 55H140V54H138V52ZM79 52V53H78ZM150 52V53H149ZM228 51H225V53L226 54H224V52H222L221 54L219 53V52H216V53H214L215 55H217V56H215V55H212V58H215V59H211V65H209V66H211V69L213 68V67H215L214 69H216V70H214V69H212V70H210L212 73H214V74H212L210 71L206 74V76H204V77H201V79H200V83L198 84L199 86H197V88H199L200 89V87H202L201 89H203V87H204V83H206L205 85H207V87H209V85H210V83H207V81H209L210 82V80H212V79H215L216 77H214V76H216V75H218L219 73H221L220 71L221 70H224V69H226V70H224L223 72V74H226V72H228L227 74H229L230 72H229V69L230 70H233V68H236V69H234V73L235 72H237V73H235L236 74V76L240 79V82H239V79L237 78V77H235L234 78V74L232 75L231 73L229 74V79H228V77H227V74L226 75H224V78H223V74L220 76V78L222 77V83H220L219 85L220 86H218L219 88H217V91L216 92H214L213 93V96H212V98L211 99H209V101H208V105H210V100H211V107H213L214 105H215V103L212 101L213 100V98H214V100L216 99V104H217V99L220 97H222L220 94H222L221 93V91L222 90H224L225 89V87H226V90H224V91H227V90H229V88H230V90H231V93H237V92H239V93H237V94H241V95H236V97H238V98H240V99H238V102L237 101H232V100H236L235 98H233L232 99V97H234L235 95L233 94H231L230 95V97H231V99L232 100H230V102H229V99L230 98H228L226 101H228V103L227 102H225V103H227V104H224V105H221L222 107H220L219 108V121H215L214 123L216 124V125H213L214 123H212L211 125L209 124V126H208V119H206V118H208V117H206V118H203V119H201V121L198 123V125L199 124H201V122L203 123L204 122V120H205V122H204V124L206 123V125H204V124H201V125H199V127H200V129H198V130H195V129H197V128H199L197 125V127H195V129H194V131L195 132H192V134L190 133V134H186V132L184 133V136L185 137H183V134H181L180 136H181V141H185V139H187V137H188V139H187V141H185L184 143L186 144L187 142H188V144H179L174 150H172V153H169L170 154V156H172L170 159L168 158V160L166 159L167 158V156L169 155L168 153H164V151L165 152H167L166 150H164V149H160V150H158V151H154L153 150V152H154V158H152L153 157V155L152 154H150L151 155V157H150V155H149V153H147V152H145V151H143L144 152V154H145V157L146 158H149L150 157V159H148V161L149 162H153V166L154 167H156V166H159V167H156V168H160L161 167V170L160 169H156V168H154L155 169V173H157V171L160 173V171L163 173L164 172V170L166 169V170H169L170 171V169H169V166H173L174 165V168H177V169H172V166L170 167L171 168V171L173 170V172H170V173H172L173 174V180H172V182H175V185H174V183H170V185L171 184H173L174 186H170V185H168V186H170L171 188V190L169 189V187H168V189H167V185L166 186H164V188L162 189V190H164L165 189V193H163L164 191H162V190H159L160 191V194H159V191H158V193H152L154 190H152V192H151V194H150V197H148V193L151 191H148V193L147 192H143L142 191V193H143V198H142V194H141V191L139 192V191H137V196H138V193L140 194L138 197L140 198V196H141V198L138 200V202H140V200L141 199H143V201H144V203H146V205L148 204L149 206H150V204L152 205V206H150L151 207V209H150V207L148 206V208L149 209H147V211L149 210V211H151V212H149V214H148V212H147V214L146 213H144V215H143V217H146L147 215L149 216H147V219L145 220V218H143L142 217V219L144 220V224H143V220H140L141 221V224L142 225H144V228H145V230L148 232V231H151L153 228H155V227H157V226H155V225H158V223L159 224H161L162 223V228H164L165 230H163L162 228H161V234L160 235H156L155 237H153L152 238V241L150 242V243H148V244H146L147 246H144L145 244H143V246L144 247H140V249H139V251L134 255V257L132 258V260L128 263V264H150V262L151 261H153L154 259H157L158 257H159V255H160V252H161V250H162V248L164 247H166V248H168L170 245H173L174 243H175V240L177 239V240H179V238H185V237H188L189 235H188V229H189V227H194V226H196L197 225V231H196V233H195V237H197V236H202L203 237V239H206V237L205 236H212L211 238L212 239H216V241H214L215 242V245H216V247H214L215 249L217 248V247H219V248H221L220 250H222V251H220L219 250V248H217L216 250L212 247L211 248V250L212 251H210V252H212L211 254H213V253H215V251H216V253L217 254H220L221 252H224V253H226V256H227V258H228V253H229V257L231 258H233V261L235 262V264H264V224L262 223V226L261 225H258V226H253L254 225V222L252 221V220H250L251 218V216L253 215V213H252V215L251 214H249V213H247L246 211H244L246 208H245V204H243L244 202L243 201H245V199H247V197L249 198V199H255L254 201H253V203H256V204H254V206H252V207H255V205H260V203H261V200L264 202V95H261V94H263V92H264V86H262V83L264 82V79H263V82L261 81L262 80V77L264 78V75H263V72H264V58H262V57H264V55H263V53L261 54V56L262 57H260V55H258L257 56V58H256V56L254 57V58H256V60H255V62L254 61H252L251 63L253 64V66H252V64H250L251 65V67H252V69L254 70V72H253V70H251V67H248L247 66V68H249V70L246 68V69H244V68H242V69H240L241 71H243V72H241V73H239L238 74V72H240V71H238V69H239V66H240V68L241 67H243V65H244V63H243V59L241 60V59H238L239 60V62L242 64L243 63V65H239V63H236V62H238V60H235L234 62L232 61V59H230L231 57V54H229V52L227 53ZM2 53H4V52H2ZM5 53H7V52H5ZM4 53V54H5ZM219 53V54H218ZM4 54H3V56H4ZM172 55L171 56V58L169 59V61H171V64H170V62H167L168 64H167V67L169 68H171L173 65V63L177 60V58L179 59V57H180V55L178 54L177 56H176V54L175 55ZM206 55V56H201V55ZM224 54V55H223ZM228 54H229V57H228ZM148 55V56H147ZM150 55V56H149ZM200 55V58L198 57ZM219 55V56H218ZM56 56H58V57H56ZM179 56V57H178ZM196 56L198 57V58H196ZM221 56V57H220ZM228 58H227V57ZM251 56V55H250ZM254 55H252V57H253ZM86 57V58H85ZM151 58V59H149L148 60V58ZM176 57V58H175ZM224 57H226L227 58V60L224 58ZM221 58H223V59H221ZM260 58V59H259ZM263 60H262V59ZM54 59L56 60V61H54ZM172 59V60H171ZM174 59V60H173ZM176 59V60H175ZM225 59V60H224ZM229 59V60H228ZM145 60V61H144ZM219 61L220 60V62H217V61ZM223 60H224V62H223ZM254 60V59H253ZM258 60V61H257ZM153 61V62H154ZM174 61V62H173ZM197 61V62H196ZM233 62V63H231V65H234V67L233 66H231L230 65V62ZM257 61V62H256ZM263 61V62H262ZM55 62V63H54ZM146 62L143 64V63H140V65L141 64H143L142 65V67H143V69H146V68H148L147 70V74L148 73H150L149 72V67H150V65H149V67H147L148 66V64L146 65ZM194 62H196V63H194ZM226 62L228 63L229 62V64H227V66H226V68L224 67V65H226ZM258 62H260L261 64H262V66H261V64L260 63H258ZM59 63V64H58ZM62 63V64H61ZM195 65H194V64ZM212 63H214V65L212 64ZM255 63H257V64H255ZM77 64V65H76ZM192 64H193V66L194 67H192ZM169 65V66H168ZM213 65V66H212ZM239 65V66H238ZM255 65H259V66H255ZM144 66H146V68L144 67ZM165 66H166V64H165ZM164 66V68H166V69H164V70H167V67H165ZM191 66V67H190ZM216 66H219L220 68V71H217V69L218 68H216ZM229 66V67H228ZM237 66V67H236ZM60 67H58V68H60ZM74 67V68H73ZM84 67V66H83ZM105 67H106V64H105V66L103 65V66H101V68H100V71H99V73L101 74L99 77H98V81L97 82H100V80L102 81V79H103V81H105V80H108V82H100L99 84H100V86L101 85H103L104 83V85H103V90H102V88H101V91H100V88H99V90H98V88H97V86L95 87V84H94V88H97L96 90L98 91L97 93H95V91H93V93H91V95H92V98H93V96H94V94H101L102 92H104V90H106L107 89V87H108V85H109V79L110 78H112V80H111V84H112V81H113V77L115 76H113L112 75V77H111V74H109V72H107V74H106V72L105 71H103L102 69H105ZM141 67V66H140ZM224 69H223V68ZM231 67V68H230ZM244 67H246V66H244ZM262 68V69H258V68ZM53 68L54 67H52L51 69H49L50 71V74L51 73H53ZM72 68L74 69V70H72ZM76 68V69H75ZM79 68V69H78ZM121 67H119V69H120ZM129 68V66H127V69ZM228 68V69H227ZM257 68V69H256ZM218 69V70H219ZM72 70V71H71ZM237 70V71H236ZM250 70L252 71L251 72V75H248L247 74V72L248 73H250ZM257 70H258V72L260 73H258L257 72ZM263 70V71H262ZM52 71V72H51ZM215 71H217V72H215ZM256 71V72H255ZM102 72V73H101ZM103 72H105V74L103 73ZM162 72V71H161ZM186 72V71H185ZM188 72V71H187ZM187 72L185 73V74H187ZM188 73V75L190 74L191 76H192V72L191 73ZM246 72V73H245ZM262 72V73H261ZM76 73V74H75ZM99 73H98V75H99ZM112 74H114V70L111 72ZM245 75V76H247L248 78H246L243 74ZM102 74H104V75H102ZM146 74V75H147ZM153 74V75H152ZM155 74V71H151V74H148L149 76L150 75H152L150 78H148L147 76H146V81H147V83H148V85L147 86H145L144 85V81L143 82H141L140 83V85L142 84V86H141V88L139 87V89H138V91H141L142 89H143V91L145 92L151 85V87L148 89V90H151L152 92H153V90H154V92L152 93V92H150L149 93V91H146L145 93H147L146 94V96L148 97V98H146V96L144 95L145 93L144 92H142V93H144V94H142L141 92H140V96L141 97H143V99L144 98H146V99H148V100H146L145 99V101H144V103L146 102L147 104H148V106H147V104H144L143 102H141L140 103V101H139V99H140V96L138 95L139 94V92H138V96H139V98L137 97V95H136V97H137V101L135 102H133L132 104H134L133 106H132V104L128 107V110H125L124 112H123V118H124V116H125V118L123 119V122H124V126H126V125H128V123H129V127L131 128V126H132V128H135L134 130L135 131H138V133L140 132V130L142 129L141 127H142V125H143V129L145 128H149L151 125V128H150V132H151V129H152V131L153 132H156V131H160L161 129H163V127H161V126H163V124L164 125H166L165 127L166 128H168L169 129V126H170V128H171V130L169 129H166V133L168 132L169 133V131L170 132H172L171 134H169V135H166V133H165V135H166V137H165V139H164V141L169 137H172L171 135L173 134H179V132L181 131V128H182V126L183 125H181V123H182V120L180 121V120H178L177 121V119H178V117H180L181 116V119H183V124H184V120H186V117H187V115H188V112L191 110V108H189L190 106V103H186L187 105H184V106H182L181 107V105L182 104H180L181 103V101L179 100V101H177L178 99H175V98H179L180 99V96L179 95H172V94H169V93H171L170 91H172V88H175V86H176V84L179 82H175V85H172V84H174V83H170V82H167L166 81V83L167 84H169V86H167L168 87V91H167V89L165 88V90L164 89H162L161 87V90L160 89H158L159 87L157 86V85H159L160 86V84H159V82L158 81H156V80H158L159 79V75H154ZM211 74V75H210ZM253 74V75H252ZM259 75L260 76V79L261 80H259V77H257V75ZM261 74L263 75L262 77H261ZM105 75H107V77H108V75H109V77L107 78V79H105L106 77H104ZM134 76H136L135 74H133ZM186 76L185 77V75H184V77L186 78V79H188V77H191V76ZM208 75V76H207ZM239 75V76H238ZM240 75H242V76H244V78L242 79V76H240ZM28 75H25V77H27ZM134 76H131V80H129L128 82H127V84L128 85H130V84H133V83H136L137 82V79H138V77H135V78H132V77H134ZM155 76H159L158 78L157 77H155ZM183 76V75H182ZM211 76V77H210ZM226 76V77H225ZM103 77V78H102ZM153 77V78H152ZM184 77H182L180 80H183V78ZM206 77V78H205ZM208 77V78H207ZM211 79H210V78ZM213 77V78H212ZM231 77H233L232 79H234V81L231 79ZM241 77V78H240ZM255 77L259 80V82H258V80H257V83H259V84H257L256 85V79H255ZM22 77H20V80H22V82L23 81H25V80H27V79H25L24 77L21 79ZM28 78V77H27ZM148 78V79H147ZM152 78V79H151ZM155 78V80L153 81V83L151 82V80H153ZM157 78V79H156ZM205 78V79H204ZM226 78H227V80H232V82L233 83H231L230 82V84H231V86L229 87V88H227V85L229 84V81H227L226 80ZM105 79V80H104ZM150 79V80H149ZM186 79H184L183 80V82L186 80ZM210 79V80H209ZM237 79H238V84H235L234 85V83L236 82L237 83ZM247 79H248V83H247ZM255 79V80H254ZM115 80V79H114ZM150 82H149V81ZM202 80V81H201ZM207 80V81H206ZM242 80H245V83L242 81ZM136 81V82H135ZM145 81V82H146ZM198 81V80H197ZM205 81V82H204ZM224 81H225V84H226V82H227V85L225 86V84H224ZM252 81V82H251ZM255 81V82H254ZM25 82H27V83H25ZM24 82V84L26 85V87L28 88V90H32V91H30L31 93L33 92L34 93V91L36 92V91H38L39 89H37V88H39L38 86H40L39 84V80L38 81H35V82H29L28 80L27 81H25ZM131 82V83H130ZM133 82V83H132ZM154 82H157L156 83V85H155V83ZM181 83H182V81H180ZM260 82H261V88H260ZM31 83V84H30ZM35 83V84H34ZM44 87H45V89L47 90V89H51V90H54L55 88H59L61 91H62V86L60 85V84H56V81H55V79H54V77H50V75L49 76H46L45 77V80H44ZM93 83H96V82H94L93 81ZM146 83V84H147ZM149 83H152V84H149ZM241 83H243L242 85H244L243 87H248V88H244V89H246V92H244V89H243V87H242V85H241ZM250 83V84H249ZM255 83V84H254ZM98 84V83H97ZM96 84V85H97ZM166 84V85H167ZM179 84V83H178ZM209 84V85H208ZM229 84V85H230ZM36 85V86H35ZM107 85V87L104 89V86H106ZM150 85V86H149ZM154 85L156 86V87H154ZM224 85V86H223ZM235 87H234V86ZM238 85V86H237ZM240 85H241V88L243 89V92H242V89L240 90L239 89V87H240ZM248 85V86H247ZM254 85V86H253ZM32 86V87H31ZM172 86V87H171ZM174 86V87H173ZM221 86H223V87H221ZM232 86H233V88H232ZM236 86H237V88L239 89V91H234V90H237V88H236ZM250 86V87H249ZM37 87V88H36ZM126 87V86H125ZM143 87V88H142ZM148 87V88H147ZM153 87H154V89H153ZM158 87V88H157ZM195 87L196 86H194L193 87V91L195 92V100L196 101H201L202 99L200 98L199 100H197L196 98L198 97V96H201L202 95V93H200V90L199 89H195ZM220 87H221V91H220ZM253 87H254V89H253ZM257 87V90L255 89ZM32 88V89H31ZM35 88V89H34ZM127 88H128V86H127ZM126 88V89H127ZM129 88H130V86H129ZM155 88L156 89H158L159 90V93L156 95V90H155ZM206 87H204V93H205V90H207L208 88H206ZM121 88H117V90H118V92H119V90H120ZM146 89V90H145ZM153 89V90H152ZM169 89H171L170 91H169ZM216 89V88H215ZM234 89V90H233ZM247 89L249 90V92L247 91ZM260 89V90H259ZM124 89H122V91H123ZM157 90V91H158ZM197 90L199 91V93L197 92ZM253 90V91H252ZM260 92H259V91ZM262 90H263V92H262ZM101 93H100V92ZM163 93H162V92ZM166 91V92H165ZM213 91H215V90H213ZM220 91V93H218ZM240 91H241V93H240ZM250 91L252 92V94L250 93ZM255 91H257V94H256V92ZM123 92H125V91H123ZM136 92V93H137ZM162 93V95L164 94V93H167V94H164L163 96L165 97V98H163V96L161 97L160 96V94ZM201 92H203V90L201 91ZM223 92V91H222ZM259 92V93H258ZM262 92V93H261ZM198 93V94H197ZM218 93V94H217ZM223 93H225V92H223ZM248 95V96H246L245 97V95L246 94ZM119 94V93H118ZM144 95V96H142V95ZM149 94H150V96H151V94L153 95L154 94V96L155 97H157V96H159V98H154L153 99V97L154 96H152L150 99H149ZM168 94L169 95H171V96H173V100L172 99H168V98H170V96H168ZM196 94L198 95V96H196ZM201 94V95H200ZM255 94V95H254ZM91 95L89 94L88 96H87V98L86 99H84L82 102L84 103L85 101L87 102V100H91L92 98H91ZM166 95H167V100H170V102H171V105H167L168 104V102L166 101ZM217 95V96H216ZM218 95H220L219 97H218ZM245 97V100H247V101H245L244 100V97ZM250 95H252V96H250ZM179 96V97H178ZM193 96H194V93H193ZM204 95H202L201 97H203ZM216 96V97H215ZM241 96V97H240ZM250 96V97H249ZM218 97V98H217ZM247 97H249V99H247ZM255 97V98H254ZM1 98V97H0ZM88 98H90V99H88ZM165 99V100H163V99ZM199 98V97H198ZM251 98H252V100H251ZM33 99H36V98H32V100ZM157 99H159V100H157ZM242 99V100H241ZM254 99V100H253ZM0 100H2V101H0V103L2 102H4V100L3 99H0ZM164 101V104H161V102H163ZM220 99H218V101H219ZM239 100H241V101H239ZM252 102H251V101ZM35 102H36V100H34ZM33 101V102H34ZM141 101H142V99H141ZM151 101V103H149ZM154 101V103H157V101H158V103H160L161 105H159L158 103H157V105H159L160 107H161V109H160V107H158L156 104H154V103H152ZM156 101V102H155ZM160 101V102H159ZM165 101H166V103H165ZM232 101V102H231ZM247 102L246 104H245V102ZM258 101V102H257ZM262 103H261V102ZM26 102V101H25ZM84 103V105H82L81 104V107H86V104H92V102L90 101H88V103ZM137 102H138V104L140 103V104H144V106L143 105H138L137 104ZM170 102H169V104H170ZM176 102H180V103H177L176 104ZM213 102V103H212ZM240 102H244V104H242V106H239V105H241V103ZM249 102V103H248ZM250 102H251V104H250ZM5 103H8V102H5ZM5 103H3V104H5ZM183 103V102H182ZM230 103H231V105H230ZM236 103V104H235ZM238 103H239V105H238ZM3 104H1L0 105V108H2V110H5V109H7L8 107V111H5V112H7V113H13L14 112V114H12V115H14V118H15V116H16V124L18 125H23V124H26V120H25V118L28 120V116H26V114H27V112H19V111H17V110H20V109H16L17 107L15 106V105H13V104H5L3 107H2V105ZM136 104H137V106H136ZM151 104H153V105H151ZM167 106H166V105ZM174 104V105H173ZM176 104V105H175ZM180 104V105H179ZM255 104H256V106H255ZM8 105V106H7ZM102 105V104H101ZM157 106V108H159V109H155L156 111H154L152 108H156V106ZM162 105L164 106V108L162 107ZM179 105V106H178ZM213 105V106H212ZM227 106V108H226V110H225V107ZM229 105V106H228ZM247 105H252V106H250V108L247 106ZM263 105V106H262ZM7 106V108H4V107H6ZM12 108H11V107ZM103 106V105H102ZM134 106H136L134 109H130L131 107L133 108ZM141 106H142V108H141ZM150 106V107H149ZM171 106V107H170ZM191 106H192V103H191ZM16 107V108H15ZM138 107H140L141 108V111L143 110V112H141V111H139L140 110V108H138ZM145 107V108H144ZM148 107V108H147ZM152 107V108H151ZM168 107V108H167ZM175 107V108H174ZM176 107L178 108V107H180L181 108V112L183 113L184 112V114H182L181 113V115H179L180 114V108L178 109V116H177V118L176 119H170L169 118V116H170V114L172 113V110H173V112L175 111V109H176ZM187 107V108H186ZM243 109H242V108ZM247 107H248V109H247ZM254 107V108H253ZM13 108H15V110L17 111H13V112H11L12 110L11 109H13ZM100 108L102 109L103 107H101L100 106ZM148 109V111L150 110V112L152 113H156L157 114V110L159 111L158 113H160V115L159 114H155V117L154 116H152V115H154L153 113L152 114H150L148 111H147V109ZM150 108V109H149ZM162 108H163V110H162ZM170 108V109H169ZM173 108V109H172ZM238 110H237V109ZM253 108V109H252ZM256 108V109H255ZM11 111H10V110ZM130 109V110H129ZM139 109V110H138ZM145 109V110H144ZM166 109V110H165ZM187 111H186V110ZM188 109H189V111H188ZM224 109V110H223ZM229 109V110H228ZM235 109H236V111H235ZM250 109H251V111L252 112H254V114L250 111ZM131 110H133L134 112H136V113H133V111H132V113H130L129 111H131ZM169 110H170V112H169ZM187 112V114L185 113V111ZM222 110V111H221ZM230 110H232V112L230 111ZM259 110V111H258ZM80 111H82V110H80ZM137 111H139V112H137ZM161 111V112H160ZM227 111V112H226ZM228 111H229V113H231L230 115H229V113H228ZM245 111H247V112H245ZM17 113V115H16V113ZM127 112H128V114H127ZM145 112V113H144ZM167 113V114H165V115H163L164 113ZM169 112V113H168ZM236 112V113H235ZM244 112V113H243ZM140 114V116H139V114ZM141 113H144V114H146L147 115V113H148V116H145L144 114H142L141 115ZM162 113V114H161ZM238 113V114H237ZM248 113V114H247ZM10 114V115H11ZM125 114V115H124ZM133 116V118L134 119H131L132 118V116ZM149 114L153 117V118H155V119H157L156 121H154L153 120V118H151V116L149 117ZM221 114V115H220ZM228 116H227V115ZM236 114V117L234 116ZM246 114V115H245ZM126 115H128L127 117H126ZM134 115L136 116V117H134ZM139 117H141V118H138V116ZM165 116V117H163V116ZM168 115V116H167ZM184 115H186V117H184ZM225 115H226V117H225ZM254 115V116H253ZM131 118H130V117ZM167 116V117H166ZM183 116V117H182ZM206 116V115H205ZM204 116V117H205ZM231 116V117H230ZM241 116V117H240ZM146 117V119L147 118H150L149 120L150 121H148V120H146V119H144V118ZM161 117H163V118H161ZM222 117H223V119H222ZM243 117V118H242ZM129 118V119H128ZM135 118H136V120H135ZM167 119L166 121L164 120V122H163V124L161 123V119ZM228 118V119H227ZM239 118V119H238ZM12 119L13 118H10L8 121H12ZM129 121H128V120ZM137 119H138V121H137ZM143 120V121H141V120ZM153 120V122H152V120ZM180 119V118H179ZM223 120V122H222V120ZM125 120V121H124ZM133 120V122H131ZM145 120H146V123L144 124V122H145ZM18 121H19V123H18ZM136 121L137 122H143L142 123V125L140 126L139 125V123H136ZM163 121V120H162ZM173 121H175V122H178L177 124H178V126H179V124L181 125V127H180V129H178L179 127L176 125V123L175 122H173ZM221 121V122H220ZM228 121V122H227ZM10 122H8L7 124H9ZM134 122L136 123V124H134ZM148 122H149V124H148ZM152 122V123H151ZM155 122H158V123H155ZM165 122H166V124H165ZM167 122H171L172 124H170L169 125V123H167ZM226 122V123H225ZM127 123V124H126ZM160 123H161V126H160ZM219 123H221V125L218 124ZM138 124V126L136 127H133V125H137ZM147 124V126H149V127H147V126H144V125H146ZM155 124V125H154ZM168 124V125H167ZM131 125V126H130ZM173 125V126H172ZM215 126V127H213V126ZM139 126H140V130H138L139 129ZM206 128V130L208 131V136L206 135L207 133L205 132V134H204V131L203 130H205V128ZM217 126H219V127H221V128H219V127H217ZM230 126V127H229ZM13 127H14V129H16V127L15 126H12V128H10V127H7V128H9L11 131H13L12 133H13V135L15 134V132L17 131V129H16V131L15 130H13ZM174 127H178L177 128V130H178V133L175 131V128ZM201 127H203L204 129L202 130V128ZM211 127H213L212 129H214V128H216V132H215V134L213 133L214 132V130H210V133H209V129L211 128ZM126 128H127V126H126ZM130 128H127L128 130L130 129ZM219 128V129H218ZM223 128V129H222ZM236 128V129H235ZM7 130V131H10V130ZM143 129L141 130L142 132H144L143 131ZM220 129H222V133H220L221 132V130ZM225 129V130H224ZM155 130V131H154ZM225 132H224V131ZM228 132H227V131ZM233 130V131H232ZM134 131V132H135ZM158 131V132H159ZM198 131H199V133H198ZM203 132V135H202V132ZM219 131V132H218ZM230 131V132H229ZM232 131V132H231ZM238 131V132H237ZM247 131V132H246ZM157 132V133H158ZM173 132H175V133H173ZM201 132V133H200ZM211 132L213 133V134H211ZM224 132V133H223ZM141 133V132H140ZM167 133V134H168ZM195 133V134H194ZM229 133V134H228ZM246 133V134H245ZM135 134V133H134ZM145 134V133H144ZM196 134H200V135H202L204 138H211V136L212 135H214V136H212V139H210L209 140V138L208 139H206V140H204V142L206 143H202V141H203V139H201L200 137V135H196ZM210 134H211V136H210ZM218 134V135H217ZM235 134V135H234ZM188 135H190V140H189V136ZM195 136L194 138H193V136ZM224 135V136H223ZM230 135H232V137L233 138H231V136ZM245 135V136H244ZM140 136H143V133H141V135ZM187 136V137H186ZM229 136V137H228ZM139 137V136H138ZM217 137V138H216ZM218 137H219V139L221 138V139H223V141H220L219 139H218ZM230 138V140L229 139H227V138ZM193 138V139H192ZM200 138V140H198V139ZM214 139V140H213ZM216 139V140H215ZM226 139H227V142H224V141H226ZM233 139V140H232ZM189 140V141H188ZM193 140V141H192ZM209 140V141H208ZM217 140H219L218 142H217ZM236 140V141H235ZM192 143H191V142ZM197 141V142H196ZM198 141H199V143H198ZM231 141V142H230ZM233 141V142H232ZM238 141V142H237ZM240 141H241V145H240ZM198 143V144H195V143ZM208 142H210V144L208 143ZM202 143V145L203 146H205L204 148H203V146L202 145H200ZM208 143V144H207ZM214 143H217L218 145H219V147H218V145H215ZM220 143V144H219ZM221 143H223V144H225L223 147H222V145H221ZM229 145V148H226L228 145ZM194 146H193V145ZM183 145H185V149L187 148V149H189V150H187V151H190V153L193 155L194 153H198L197 155L198 156H196L195 154H194V158H193V156L190 154V153H188L185 149H184V147L182 148L181 146H183ZM191 145H192V147H193V151H195L196 149L195 148H197V145H198V147H199V145H200V147H199V149L197 148V151H195V152H193V151H191L190 149H192V147H191ZM206 145H208L207 147H206ZM210 145H211V147L213 148L214 147V145H215V148L219 151L218 153H217V150H216V152H213L212 153V151H213V149H214V151H215V148H211L210 147ZM239 145V146H238ZM11 146H13V144H11ZM196 146V147H195ZM220 146L222 147V148H226V152H225V150L224 149H222V151L220 150L221 148H220ZM181 147V148H180ZM179 148V150L181 149V152L179 151V150H177ZM201 148H203V150L201 149ZM220 148V149H219ZM200 149H201V152H200ZM208 149H209V152L211 153H209L208 154ZM211 149V150H210ZM164 150V151H163ZM176 153H175V152ZM182 151H183V153H182ZM185 151H186V153H188V156H184L183 154H186L185 153ZM205 151L207 152V153H205ZM224 151V153L222 154V152ZM231 151V152H230ZM142 152V153H143ZM159 154H158V153ZM175 154H177L178 153V155H180V156H178V155H174V153ZM203 152H204V157H203ZM217 153V154H216ZM220 153V154H219ZM226 153V154H225ZM147 154V155H146ZM168 154V155H167ZM174 156H173V155ZM199 154H200V156H199ZM214 154V155H213ZM218 156V158L219 157H221L222 155H223V158L221 157V159L222 160H228L227 162H225V163H223V161L220 159L219 161H222V162H220V164L218 165V166H215V167H213L214 169H212V172H211V169H209L210 171H209V173H208V175L209 176H205L203 173L204 172H206L207 170H204L205 168H206V165L209 163V162H211V161H213L212 159H215V157H216V155ZM219 154V155H218ZM159 155H162L161 157L159 156ZM164 155H166V156H164ZM181 155H183V156H181ZM201 155H202V157H201ZM205 155L207 156V155H209L210 156V158H212V159H210L211 161H208V159H209V156L208 157H206L205 158ZM148 156V157H147ZM155 156H156V158L157 157H159V159L157 160L156 158H155ZM170 156H168V157H170ZM227 156V157H226ZM166 157V158H165ZM173 157H174V159H173ZM176 157V158H175ZM178 157H181L180 159L178 158ZM187 158L188 159V157H190L189 159H190V163H189V160H188V162L186 161V163L187 164H189V168L191 169V171H192V173L194 174V176L193 175H191L192 177H196L195 179H197V176H198V180L200 179V177H205V178H203V182H204V185L203 186H201V187H205V186H207V187H205V190L203 189V188H200L199 187V189H197V188H195L194 186H192V187H190V189L189 188H187L186 186H187V184H189L187 181H186V179L185 178H183V177H180V174H182V173H184L186 170L184 169V168H180L181 167V165H179L180 163H182L183 161H180L181 159H183L184 160V158ZM197 157H200L201 158V160H200V158H197ZM224 157H225V159H224ZM229 157V158H228ZM161 158V159H160ZM163 158H165V159H163ZM186 158H185V160H186ZM203 158V159H202ZM204 158H205V160H204ZM227 158V159H226ZM179 159V160H178ZM193 159L196 161H193ZM198 159H199V161L200 162H204L202 165H204V164H206L204 167L203 166H199V167H202V168H198V167H195V163H196V165L198 166V164H200V162L198 161ZM147 160V159H146ZM155 160V161H154ZM156 160H157V162H156ZM177 160V161H176ZM184 160V161H185ZM158 161H159V165L157 164L158 163ZM161 161H165L164 163L166 164H164V163H161ZM173 163H175V164H172V162ZM174 161H176V162H174ZM151 162V163H152ZM154 162H156V164L154 165ZM167 162H170L169 163V165H167ZM192 162V163H191ZM145 163H148V162H145ZM144 163V165L147 167L149 164H145ZM150 163V165H152ZM222 163V164H221ZM164 164V165H163ZM191 164V165H190ZM192 164H194V165H192ZM225 165V167H224V165ZM149 165V166H150ZM162 165V166H161ZM176 165H177V167H176ZM184 165H186L185 164V162H184ZM220 165H222V166H220ZM152 166V167H153ZM178 166H180L179 168H178ZM194 166V167H193ZM219 166H220V168L221 169H219ZM263 166V167H262ZM163 167V168H162ZM164 167H165V169H164ZM186 167H188V165H186ZM1 166H0V170H1ZM217 168H218V170H217ZM263 168V169H262ZM4 171L3 172H5L4 174H3V172H2V170L0 171L1 173H2V175H3V177H2V175H0V178H1V180H0V182L1 181H4L5 179L4 178H8V177H6V176H8V175H5V174H8L9 173V171L8 170H6V168H2ZM207 169V168H206ZM259 169H260V171H259ZM6 170V171H5ZM160 170V171H159ZM175 170V171H174ZM180 170H182L181 172L182 173H180ZM185 170V171H184ZM195 170V171H194ZM197 170V171H196ZM201 170V171H200ZM203 170V171H202ZM219 173H218V172ZM215 174H214V173ZM216 172H217V174H216ZM257 172V173H256ZM177 173H179V175L177 174ZM196 173L198 174V175H196ZM200 173V174H199ZM201 173H202V175H201ZM212 173H213V176H215V175H217V177L215 176V178L213 177V176H211L212 175ZM254 173H256V174H254ZM260 173V174H259ZM175 174V175H174ZM252 174V175H251ZM254 174V175H253ZM5 175V176H4ZM176 175H177V177H176ZM199 175H201V176H199ZM219 175V176H218ZM210 176L212 177V178H210ZM253 176V177H252ZM175 177V178H174ZM207 177L208 178H210V180H212V183H213V185H211L212 183H211V181L209 180V179H207ZM240 177V178H239ZM179 178H180V180H179ZM239 178V179H238ZM243 178V179H242ZM251 178V179H250ZM151 179V178H150ZM149 179V180H150ZM175 179V180H174ZM188 179H190V177H188ZM206 179V180H205ZM213 179H215V183L213 182ZM247 179V180H246ZM251 181H250V180ZM260 179V180H259ZM205 180V181H204ZM217 180V181H216ZM253 180H255V181H253ZM263 180V181H262ZM246 181V182H245ZM250 181V182H249ZM257 181V182H256ZM262 181V182H261ZM177 182H178V184H177ZM181 182H183V185L181 184ZM208 182V185H209V183H210V186L212 187V189L211 190H209L211 187L210 186H208V185H206V183ZM249 182V183H248ZM255 182V183H254ZM259 182V183H258ZM185 183V184H184ZM243 183V184H242ZM253 183H254V186H253ZM262 183V184H261ZM180 184L182 185V187H181V191L183 192H179L180 191V188H179V186H180ZM195 184H197V183H195ZM215 184V185H214ZM261 184V185H260ZM177 185V186H176ZM249 186L248 188H247V186ZM214 186V187H213ZM256 186V187H255ZM259 186V188H260V190H259V188H257ZM166 187V188H165ZM210 187V188H209ZM252 187H255V188H252ZM174 188H176V189H174ZM184 188V189H183ZM195 188V189H194ZM252 188V189H251ZM227 189V190H226ZM246 189V190H245ZM253 189H256V190H254V191H252ZM166 190H167V192H166ZM168 190H169V194H168V196L166 195L167 193H168ZM194 190V191H193ZM197 190V191H196ZM249 190V191H248ZM174 193H173V192ZM193 191V192H192ZM196 191V192H195ZM203 191V192H202ZM226 191H228V193L226 192ZM243 191H244V193H243ZM252 191V192H251ZM256 191H257V195H256ZM156 192V191H155ZM173 193V194H171V193ZM187 192H189L190 193V196H189V193H187ZM198 192H199V194H198ZM202 192V193H201ZM249 193V195L251 196L252 194H253V192L255 193L254 194V197H253V195H252V197L250 198V196H247L248 195V193ZM163 193V194H162ZM179 193V194H178ZM195 193V194H194ZM199 195V196H197V200H198V198H200L199 200H198V202L196 201V199H195V197H196V195L197 194ZM227 193V194H226ZM243 193V194H242ZM144 194H145V197H144ZM157 196H155V195ZM166 195V196H162V195ZM179 195V196H177V195ZM181 194V195H180ZM193 194V196H191ZM201 194V195H200ZM232 194V195H231ZM247 194V195H246ZM260 194V195H259ZM263 194V195H262ZM147 195V196H146ZM155 196L153 199L154 200H152V197L153 196ZM161 195V196H160ZM205 195V196H204ZM136 196V197H137ZM158 196H160V197H158ZM170 196V197H169ZM175 196V197H174ZM177 196V197H176ZM185 196V197H184ZM187 196V197H186ZM202 196H204V198L203 199H201V197ZM237 196V197H236ZM242 196H244V197H242ZM247 196V197H246ZM256 196H258V197H256ZM260 196V197H259ZM261 196H263V197H261ZM135 197V198H136ZM148 197V198H147ZM162 197H164L165 199H163ZM174 197V199H175V204L173 203V199L172 198ZM191 197H193V199L191 198ZM240 197H241V199H243V201L240 199ZM246 197V198H245ZM256 197V198H255ZM149 198L151 199V201L149 200ZM158 198H161V199H163V202H160L161 200L159 199V201H158V203H157V200H158ZM184 198V200H182V201H180L181 199H183ZM192 199V200H190L189 201V199ZM235 198H236V200H235ZM259 198H261V199H259ZM155 199H157V200H155ZM195 199V200H194ZM227 199L228 200H230V201H227ZM248 199V200H249ZM251 199V200H252ZM256 199H259L260 200V202H256ZM148 200V201H147ZM170 200V201H169ZM186 200H187V202L189 201L190 203V206H189V204H186ZM201 200V201H200ZM210 200V204L211 205H215V207H219V206H221V207H223L222 209H223V211H221L220 209H221V207H219L220 209H217V208H213L212 210L214 211H210L211 213H216V211H215V209H217V211L218 210H220V213L222 212V215H219L220 217H221V219H220V217H216V220H215V216L213 217L212 216V214L210 213V214H207V216H206V218L204 217L203 218V223H201L202 225L201 226H203L202 228L205 230V234L207 233V235H205V234H203L202 233V229L200 228V227H198V225L200 224V221H201V219H200V216L199 215H201V210L202 209H204V211L208 208H206V205H208L209 204V201ZM241 200V201H240ZM250 200V201H251ZM143 201L141 200V204L140 205H144V203H143ZM154 201V202H153ZM166 201V203H164ZM191 201L193 202V203H191ZM196 201V203L195 204H197V206H196V208H194V202ZM213 201V202H212ZM240 201V202H239ZM137 202V203H138ZM149 202H151L150 204H149ZM169 202V203H168ZM171 202L173 203L172 204V206H171V208H170V204H171ZM179 202H181V206H179V208H175L177 205H179ZM231 202H233V203H231ZM239 202V203H238ZM247 200H246V204H247ZM252 202V201H251ZM251 202H249L248 204L250 205V203ZM143 203V204H142ZM159 203H161V206H160V204ZM237 203V204H236ZM240 203H241V205H240ZM252 203V204H253ZM164 204V205H163ZM186 204V206H185V208H183V205H185ZM208 205L209 207L211 206V205ZM239 204V205H238ZM247 204V205H248ZM262 204V203H261ZM159 205V206H158ZM162 205H163V207L165 208V205H166V208H165V210L164 209H161V207H162ZM175 207H174V206ZM219 205V206H218ZM249 205H248V207H249ZM153 206H154V208H153ZM156 206H158L159 208H156ZM192 206V208H190ZM203 206H205L204 208H202ZM237 206L239 207V208H237ZM243 206V207H242ZM261 206V209L263 210V208H264V203L262 204V205H260ZM262 206H263V208H262ZM180 207H181V209H180ZM247 207V206H246ZM152 208H153V210H152ZM170 209V211H169V209ZM206 208V209H205ZM235 208V209H234ZM245 208V209H244ZM160 209H161V211H160ZM167 209H168V211H167ZM234 209V210H233ZM238 209H241V211L240 210H238ZM155 210H157V213H156V211ZM159 210V211H158ZM162 210H164L163 211V213H166L167 214V212H168V214L167 215H165V214H162ZM172 210L174 211V213L172 212ZM179 212H178V211ZM227 210H229V211H227ZM180 211H181V213L183 214V215H181V213H180ZM242 211H244V212H246V213H243ZM170 212V213H169ZM172 212V213H171ZM175 212H177V213H180V214H177V213H175ZM184 212H185V215H184ZM187 212V213H186ZM225 212V213H224ZM236 212H238L237 214H236ZM263 212H264V210H263ZM135 213V212H134ZM133 213V214H134ZM153 215L152 217H150L151 216V214ZM159 213V214H158ZM219 213V214H220ZM240 213V214H239ZM132 214V215H133ZM160 215V216H157V215ZM161 214H162V217H161ZM169 214H170V216H171V214H172V216L171 217H173L174 216V219L172 220V218H170V217H167V216H169ZM217 214V213H216ZM230 214V215H229ZM236 214V215H235ZM241 214H243V215H241ZM245 214H248V216L246 215V218L247 217H249V215H250V217L248 218V219H246L244 216H245ZM176 215H178V216H176ZM212 216V218H214V219H211V216ZM223 215H224V217H223ZM254 215H255V213H254ZM254 215L252 216L253 218H255L256 217V215H255V217H254ZM165 216V217H164ZM176 216V217H175ZM180 216V217H179ZM183 216V217H182ZM185 216V217H184ZM225 216L227 217V216H229V217H227L226 219H225ZM234 216H235V218H234ZM239 218H238V217ZM242 216V217H241ZM155 218L154 220H151L150 221V224H147L146 225V221H149L150 220V218L152 219V218ZM161 217V218H160ZM179 217V218H178ZM182 217V219H180ZM149 218V219H148ZM165 218V219H164ZM198 218H199V220H198ZM224 218V219H223ZM229 218V219H228ZM252 218V219H253ZM257 218V217H256ZM167 219L169 220V221H167ZM209 219V220H208ZM227 219H228V221H227ZM237 219V220H236ZM112 220V219H111ZM161 220H162V222H161ZM163 220L165 221L166 220V222H164V224H163ZM172 220V221H171ZM207 220V221H206ZM212 222H211V221ZM218 220V221H217ZM243 222H242V221ZM250 220V221H249ZM206 221V222H205ZM213 221H215V222H213ZM221 221V222H220ZM223 221V222H222ZM225 221H227L226 223H225ZM238 221V222H237ZM130 222V221H129ZM169 222V223H168ZM209 222V223H208ZM236 222V223H235ZM240 222H241V224H242V226L244 227V229H245V231H243V233H242V235L243 234H247L246 232H249V236H247V235H245V236H247L246 238H248L247 239V242L248 243H251L250 244V246H249V244H248V246H244L243 248L240 246V238H241V235L240 236H237V237H239V238H236V240L237 241H235V240H233V238H230V237H228L229 235H232V234H228V233H230V230H232V228L229 230V232H225L226 231V228L224 229V225H229L228 227H231L233 224H236L237 225V223H238V225H240L241 226V224H240ZM246 222V223H245ZM251 222V223H250ZM128 223V222H127ZM152 223V224H151ZM153 223H154V225H153ZM156 223V224H155ZM166 223H168V224H166ZM211 223V224H210ZM221 223H224L222 226H223V229H222V231L224 230V232H222L221 231V228L222 227H219V231H218V226H220V224ZM129 224V223H128ZM128 224H126V225H124V226H126V228L124 229L123 227V229L121 228L120 230L122 231V233H124L123 235H124V237H125V235L126 234H130L132 231H134V229L132 228L133 227V225H132V223H130V226L128 225ZM165 224L167 225V226H165ZM217 224V225H216ZM245 224V225H244ZM249 224V225H248ZM250 224H251V226H250ZM131 225H132V227H131ZM208 225H209V227H208ZM212 225H213V228H212ZM150 226V227H149ZM153 226V227H152ZM205 226V227H204ZM217 226V227H216ZM248 226V227H247ZM146 227H148V228H146ZM215 227V228H214ZM236 227V226H235ZM131 228H132V230H131ZM211 228H212V230H211ZM250 228H252V229H250ZM128 229V230H127ZM214 229V230H213ZM216 229V230H215ZM163 230V231H162ZM126 231V232H125ZM129 231V232H128ZM208 231H210V232H208ZM232 231H234V230H232ZM231 231V232H232ZM103 232H107V235H106V238H105V240H104V242H103V244L102 245H105L106 247H107V251H106V254L108 255V253L113 249V248H115L113 245H111V244H114V241L115 240H117V239H110V237L111 236H114L115 234L117 235V233H118V229H117V227H104V228H102L101 229V231L98 233V234H101V233H103ZM204 232V231H203ZM218 232V233H217ZM219 232H220V234H219ZM211 234H213V235H211ZM221 235V236H219V238H218V236H215V235ZM226 234L228 235V236H226ZM205 235V236H204ZM224 235L226 236L225 238H224ZM251 235V236H250ZM217 237V238H216ZM224 238L223 240H222V238ZM249 237H251V238H249ZM94 237L92 236V237H90V236H88V235H86V234H81L80 235V244H78V245H81V247H78V246H76L75 247V249L73 250V251H71L70 253H69V257L70 258H72L73 260H77V259H80L81 260V258H83L84 256H86L87 254H89L91 251H93V250H99L100 248H101V246L100 245H98V244H95V243H93V241H92V239H93ZM135 238H136V236H132V235H130V236H127L126 237V240L125 241H134L135 240ZM229 240L228 242H227V240ZM249 239H251L252 240V242H249L248 240ZM250 240V241H251ZM232 241V242H231ZM234 241H235V243H234ZM223 242H224V244H223ZM220 243H222V244H220ZM230 243V244H229ZM231 243H232V246L231 247H229L230 245H231ZM178 244V242L177 243H175L174 245H177ZM220 244V245H219ZM239 245V246H237V245ZM219 245V246H218ZM222 245V246H221ZM234 245V246H233ZM246 245H247V243H246ZM203 246V245H202ZM200 247V248H196V247H192L190 244H188V245H185L184 246V255H187L188 257H190V259L191 260H193V262L194 261H197L199 258H197L196 256H197V254H199L198 256L200 257V256H202V257H200L201 259H203V255H205V254H207V255H205L206 257L208 256V259H212V258H214V255L216 256L217 254L215 253L214 255H213V257H212V255L210 254V252L208 253L207 251L208 250H210L209 248H205V246H203V247ZM263 246V247H262ZM222 247H223V249L226 251H224L223 249H222ZM225 247H228V248H225ZM236 248V250H239L240 248V250L238 251V253L240 254V253H242L243 252V254H237V252L235 251V248ZM163 248V249H164ZM204 248V249H203ZM237 248H239V249H237ZM248 248V249H247ZM263 248V249H262ZM207 249V250H206ZM227 249V250H226ZM232 249V250H231ZM246 251H245V250ZM258 249V250H257ZM202 250H206V252L204 251V254H203V252H202ZM215 250V251H214ZM228 250L230 251V252H228ZM197 251H200V253L199 252H197ZM217 251H219L220 253H218ZM250 251H252V253L250 252ZM260 251V252H259ZM201 252H202V254H201ZM247 252H249L248 253V255H245ZM255 252V253H254ZM258 252H259V254H258ZM196 253V254H195ZM245 253V254H244ZM201 254V255H200ZM209 254V255H208ZM249 254H251V255H249ZM239 255V256H238ZM237 258V259H235V257ZM242 256H244V257H242ZM245 256H248V257H245ZM253 256V257H252ZM206 257H204V259L206 258ZM240 257V258H239ZM258 257V258H257ZM107 258V257H106ZM105 258V259H106ZM242 258V259H241ZM246 260H245V259ZM250 258H252V259H250ZM196 259V260H195ZM241 259V260H240ZM248 259V260H247ZM255 259H256V261H255ZM259 259V261H257ZM113 260H115V258L113 257ZM238 260V261H237ZM245 260V261H244ZM182 261V260H181ZM184 261V260H183ZM182 261V262H183ZM240 261V262H239ZM248 261V262H247ZM250 261V262H249ZM181 262V263H182ZM245 262V263H244ZM254 262V263H253ZM180 263V262H179ZM187 263H189V262H187ZM105 264H117V263H114V262H110V261H107Z\"/></svg>", "mask_w": 264, "mask_h": 264}]
</instances>
